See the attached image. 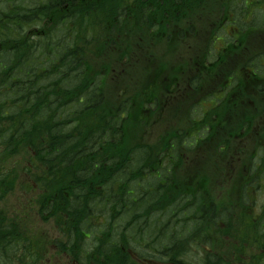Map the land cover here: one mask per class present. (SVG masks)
Listing matches in <instances>:
<instances>
[{
    "label": "trees",
    "instance_id": "obj_1",
    "mask_svg": "<svg viewBox=\"0 0 264 264\" xmlns=\"http://www.w3.org/2000/svg\"><path fill=\"white\" fill-rule=\"evenodd\" d=\"M115 1L0 0V204L16 184L33 194L29 209L43 222L53 219L61 233L55 251L63 264H109L99 247L108 241L111 221L105 218L98 229L102 237L94 235L84 246L91 218L105 215L108 202L104 195L94 201L86 190L97 193L112 183L132 199L143 185L138 182L146 181L145 194L160 200L157 223L175 215L177 257L181 246L191 248L192 237H209V211L192 203L201 202L199 194L210 181L236 172L239 159L234 157L245 155L237 173L249 198L264 187V108L252 104L264 79H239L230 97L209 111L208 127L198 115L202 107H191L229 86L228 63L244 65L236 44L206 63L214 23L205 9H217L224 0L118 3L126 16L106 9ZM230 1L233 10L236 0ZM17 52L21 58L10 56ZM168 54L171 60L165 59ZM28 64L34 70L26 74ZM224 112L240 115L247 126L244 139L234 146L230 140L241 125L222 120ZM191 133L198 140L188 149ZM191 151L199 154L190 157ZM207 152L225 157L222 173L191 174L205 165ZM158 153L174 154V159L159 161ZM238 192L235 186L223 189L211 203L238 208ZM92 204L91 214L80 211ZM118 209L125 212V221L131 216L122 206ZM31 211L15 216L0 206L3 264H48L44 253L53 247L52 240L38 230ZM187 220L204 227L187 229ZM184 230L187 236L179 243ZM254 242L262 245L249 264H264V203L260 209L254 204L238 210L212 236L203 261L224 264ZM126 246L122 238L114 244ZM18 249L27 254L14 258L10 253ZM122 255L130 257L126 251Z\"/></svg>",
    "mask_w": 264,
    "mask_h": 264
},
{
    "label": "bare ground",
    "instance_id": "obj_2",
    "mask_svg": "<svg viewBox=\"0 0 264 264\" xmlns=\"http://www.w3.org/2000/svg\"><path fill=\"white\" fill-rule=\"evenodd\" d=\"M22 0H16L17 2H21ZM30 3H36V0H27ZM86 0H73L74 4L84 3ZM132 0H116L114 3L109 5L106 9L110 11L112 14L115 15H125L119 7L118 3H127ZM253 0H236V7L233 10H229L232 7V2L230 0L222 1V5L217 8L207 7L205 12L208 14L210 21L214 24H210L209 27L212 31V38L215 39H222L226 38L227 41H241L243 44L247 45V41L251 42L255 38V33L252 28L255 26L252 24L253 19L249 18L248 13H250L254 6H251ZM261 1V0H256ZM241 3L245 5V7H241ZM103 9V8H100ZM229 10V11H228ZM241 10H244L243 12ZM232 15L237 16V18L231 17ZM123 16V19L125 18ZM214 30V32H213ZM232 31L231 39H227V32ZM219 51L216 48H210V52L207 55L206 63L214 62L218 57ZM13 58H21V52L12 53L10 54ZM165 59L171 60L169 54L165 56ZM264 58H255V62L252 65H246L244 69L238 68V65L228 63L226 66H230V71L228 76L230 78L229 85L232 87L235 86L239 79L247 77L250 78H261L264 79ZM238 68V69H237ZM222 69V68H220ZM30 70H34V66L31 64L24 66V72L27 74ZM215 94V93H214ZM197 96L199 98L206 97L202 93H198ZM212 96V95H211ZM230 97V92L224 90L221 91L220 94H215L212 96V102L209 103V98H205L200 101V105L192 104L191 107L194 105L202 107L200 113L198 114L201 116L200 121L201 124L205 127L209 126L210 119L212 115L209 111L214 108L216 105L220 104L224 99ZM209 103V104H208ZM252 104L256 108H264V81L259 85L257 91L253 97ZM222 120L228 121L230 123H239L241 128L238 132H236L232 139L230 140L231 144L234 146L241 142L246 134L247 126L240 115L224 112L222 114ZM243 121V123H242ZM198 140V136L194 133H191L189 136V140L187 143V148L189 149L195 142ZM145 142H150V140H145ZM70 150V147H67ZM198 152L191 151L189 156L195 157L198 155ZM207 162L205 165L200 169L193 171L191 174H206V173H216L221 174L222 172V162L224 160V156L217 153V152H207L205 154ZM157 157L159 161H170L174 159V154H167V153H158ZM227 157V156H226ZM234 160L239 161L235 164L236 172L227 174L222 177L219 182H212L210 181L207 184V189L199 194L201 202L196 199L192 206H200L203 208L208 209L207 214V223L209 224V237H201L200 235H196L189 239V243L191 248L187 246H181V254L176 257V246H175V215L167 216L166 219H161L158 223L156 220V209L160 204V200L156 198L154 200L153 197H150L148 194H145V189L148 188V183L144 184V182H138L140 190H138L134 198L129 199L126 196V193H119L117 192L112 183H107L105 187L101 190H97L98 192H92L90 190H86L85 194L88 196H93L94 201L97 200L99 197L98 195L105 196L108 200L107 206L105 208V215L97 214L91 218V223L89 230L87 232V236H96L97 239L102 237L101 233L98 232V229L103 227V222L106 220L111 221V224L114 227H111V234L108 238V241L102 244L99 247V253L101 259L103 261L108 262L109 264H131V259L123 257L122 253L124 250L117 249L114 247L115 242L119 239L120 236L122 239L125 240L127 244L133 242L134 247L138 249L141 253V257L147 259L152 264H167L168 262H174L176 264H206L203 261L204 250L209 246V242H211V238L215 235L218 230L223 228L228 220H231L232 216L237 214L238 210H244L248 208L249 205L257 204V208L260 209L262 204L264 203V187L258 186L255 190V196L253 198H249L246 192L242 189V185L244 184V180L239 176L237 171L241 168L242 162L245 159V155H241L239 157H234ZM215 165L216 167H211ZM158 175V174H155ZM123 177V175H118ZM124 178V177H123ZM125 179V178H124ZM126 180V179H125ZM127 181V180H126ZM128 182V181H127ZM129 183V182H128ZM130 184V183H129ZM132 185V184H131ZM153 185V184H152ZM231 186H235L239 188V192L235 197V200L239 202V207H232L228 208V206L213 205L211 203L213 200L217 201L218 197L222 194L223 189L226 191ZM20 188L23 191L22 198L26 196V201L22 210L18 208L19 204L16 207H13L12 211H7L9 214H14L15 216H25L29 211V202L33 197V194L25 191L20 184H16L15 188L10 190L2 200L1 204L7 199V197L15 191L16 188ZM144 199L143 205H139V199ZM136 199V200H135ZM93 201V204L95 203ZM103 201V200H102ZM105 202V201H104ZM0 204V206H1ZM93 204L88 205L86 209H81L82 213L88 212L89 214L92 213ZM122 206L123 209L127 212L131 213V216L126 218L125 212L122 214L119 212L118 207ZM2 207V206H1ZM3 208V207H2ZM145 209L147 211L144 214ZM4 209V208H3ZM164 211V209H161ZM73 211L77 212L75 208ZM159 212V210H158ZM140 214V216H137ZM31 215L35 219L37 226L40 224H44L43 226L39 227V231L45 229V233L49 237V241L52 240V248L48 247V250L45 251L44 257L47 260L48 264H63V257L57 256L56 251L60 250V242H61V233L56 228L55 221L50 219V221L43 222L39 217L35 216L34 213L31 211ZM197 219V218H196ZM192 225L195 228L200 227L201 229L204 225L199 224L195 221V224L192 220H187V229L191 228ZM54 230L57 234L52 237L54 234L50 232V229ZM187 230L181 231V234L178 237V242L180 243L181 237L184 238L187 235ZM155 237V238H154ZM154 238V240H153ZM245 237H240L239 241H243ZM56 240V241H55ZM55 242V243H54ZM84 246L88 245V242H84ZM262 243L254 242L253 247L251 249L245 250L239 257H233L230 260H223L224 264H249L251 261L254 260L256 257V248L261 246ZM105 252L110 254L111 256H106ZM14 258L24 256L27 253L22 250L18 249L12 253H10ZM221 263V262H218ZM12 264V263H10ZM39 264V263H34ZM209 264V263H208Z\"/></svg>",
    "mask_w": 264,
    "mask_h": 264
},
{
    "label": "flooded vegetation",
    "instance_id": "obj_3",
    "mask_svg": "<svg viewBox=\"0 0 264 264\" xmlns=\"http://www.w3.org/2000/svg\"><path fill=\"white\" fill-rule=\"evenodd\" d=\"M251 6H254V8H252L251 12L248 13L249 18L252 20L253 22L252 24L255 26V28H252V30L255 33V38L253 41L248 42L247 41V45L243 44L241 41H227L226 38H222L219 39L220 41L225 42L224 47L229 46L230 44H236L240 47V52L238 53L239 57L242 58V62L244 61V65H252L254 64L253 62H251L253 59L255 60V58H264V23L260 24V20L256 19L254 16V10L255 7H258L262 10H264V0L261 1H256L253 0L252 4H250ZM231 17L233 18H237V16L232 15ZM263 18H264V13H263ZM222 47V48H224ZM218 49V51L220 52V50L222 49ZM264 61V59H263ZM238 68H242L244 69L242 66H238ZM119 239H121L120 236H118ZM131 245V243L128 244V246L124 247L122 250L128 252L130 254L129 259L137 261L141 264H152L150 261H148L147 259H144L141 257V253L138 251L137 248L129 246ZM167 264H176L174 262H168Z\"/></svg>",
    "mask_w": 264,
    "mask_h": 264
},
{
    "label": "rangeland",
    "instance_id": "obj_4",
    "mask_svg": "<svg viewBox=\"0 0 264 264\" xmlns=\"http://www.w3.org/2000/svg\"><path fill=\"white\" fill-rule=\"evenodd\" d=\"M241 7H245V5L243 3H241L240 5ZM242 12L244 10H241ZM254 12V16L256 19H259L260 20V24H263L264 23V18H263V13H264V10L258 8V7H255V10L253 11ZM231 36H232V31H229L227 32V39H231ZM225 42H219L217 41L216 43V46L217 48H220L223 46ZM217 94H220V93H217ZM213 98H209V102L212 100ZM184 118V117H183ZM22 195H23V191L18 187L15 189V191L13 193H11L7 199L1 204V206L7 210V211H12L13 210V207H16L18 204V208L20 210H22V208L24 207V204H25V201H26V196H24L22 198ZM13 212V211H12ZM44 224H40L38 225V230H39V227L40 226H43ZM50 229V227H49ZM50 232H52L54 235L52 237H54L57 233L54 231V230H51L50 229ZM134 244L133 242H131V245ZM211 246V244H210ZM205 255V253H204ZM204 257V256H203ZM1 264H3V262H0Z\"/></svg>",
    "mask_w": 264,
    "mask_h": 264
}]
</instances>
